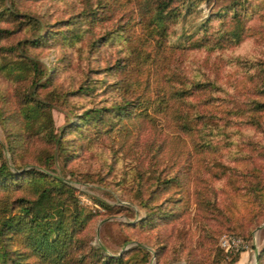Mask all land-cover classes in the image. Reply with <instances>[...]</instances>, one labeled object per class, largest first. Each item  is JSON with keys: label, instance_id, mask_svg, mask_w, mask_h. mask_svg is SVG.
Returning <instances> with one entry per match:
<instances>
[{"label": "rangeland", "instance_id": "374dc122", "mask_svg": "<svg viewBox=\"0 0 264 264\" xmlns=\"http://www.w3.org/2000/svg\"><path fill=\"white\" fill-rule=\"evenodd\" d=\"M231 1L179 0L158 29L153 0H0L11 30L0 40V164L60 179L95 213L67 264H93L97 247L119 264H234L241 251L223 235L247 244L245 264H264V105L244 103L264 104V0ZM25 56L40 79L9 73ZM81 83L94 88L74 92ZM215 103L245 122L208 133L196 115ZM90 107L104 124L79 127ZM18 195L35 196L27 183L0 189V213ZM8 248L29 250L22 235Z\"/></svg>", "mask_w": 264, "mask_h": 264}, {"label": "trees", "instance_id": "16d2710c", "mask_svg": "<svg viewBox=\"0 0 264 264\" xmlns=\"http://www.w3.org/2000/svg\"><path fill=\"white\" fill-rule=\"evenodd\" d=\"M177 1L179 0H153L158 29L163 28L166 17L175 7ZM242 1L246 0H232L231 9L234 11L238 4L242 5ZM10 31L8 28L0 27V40L7 37ZM41 39L40 37L32 38L28 42L31 45H39L42 41H45ZM16 47V45H9L3 49L10 51ZM19 62L20 66L7 68L9 73L23 76L26 71H32L34 79H40L45 72L36 60L31 57L25 56ZM195 85L201 89L210 86V89L218 90V87H220L212 81H197ZM93 88V84L81 83L73 91L86 94ZM261 88L264 90V86H261ZM184 93L185 88L175 90L177 96H182ZM128 101L125 99L122 103L111 106L110 110L114 108L116 112L118 110L123 112L127 107L126 103ZM244 101L245 104L253 103L252 107L256 110L264 105L260 101H255L254 98H247ZM215 105V108L214 106L203 108L196 115L198 117L197 123L202 127L207 126L208 133H213V131H216L215 134H218V132L223 133L221 131L225 127L245 122L241 110L237 109V112L234 111L235 109L218 107V103H215ZM30 110L31 108L25 110L28 116H30ZM32 110L35 112L38 107H34ZM35 114L37 116V112ZM103 118L101 107L87 108L80 116L79 127L81 124H93L94 126L104 124ZM44 135L48 139L56 141L59 139L54 136L52 130L44 132ZM209 141L210 139L203 138V143L208 144ZM61 148H64V146L61 145ZM242 173L246 177L244 187L251 188L252 183L247 179L250 169L245 167ZM201 179L204 178L201 177ZM168 180L167 178L161 181L167 182ZM23 183L29 184L35 196H16L12 200V202L16 203L17 208L15 209L5 203L0 213V264H37L34 261L27 260L28 257L33 255L43 260L46 264H67L68 261L70 262L71 253L77 245V235L95 213L89 207L80 203L76 191L71 185L60 179L35 169L11 171L6 165L0 164V189H9L17 185L21 186ZM97 201L101 205L105 204L100 199H97ZM206 203L210 204V208H215L213 199L208 198ZM18 235H22L25 247L29 248V250L8 248L11 240ZM99 249L97 247L93 252L95 259L93 264H119L122 262L120 255L102 254ZM236 254L238 256V251ZM237 256L233 258V261H236Z\"/></svg>", "mask_w": 264, "mask_h": 264}, {"label": "built area", "instance_id": "2783aa9c", "mask_svg": "<svg viewBox=\"0 0 264 264\" xmlns=\"http://www.w3.org/2000/svg\"><path fill=\"white\" fill-rule=\"evenodd\" d=\"M220 243L227 251H242L247 247L242 238L233 235H223Z\"/></svg>", "mask_w": 264, "mask_h": 264}, {"label": "crops", "instance_id": "0c3cea01", "mask_svg": "<svg viewBox=\"0 0 264 264\" xmlns=\"http://www.w3.org/2000/svg\"><path fill=\"white\" fill-rule=\"evenodd\" d=\"M245 253H248V250H243L240 252L241 256L239 257V259L234 263V264H238L241 262V264H245L246 262V257H247V254ZM245 255V256H244Z\"/></svg>", "mask_w": 264, "mask_h": 264}]
</instances>
